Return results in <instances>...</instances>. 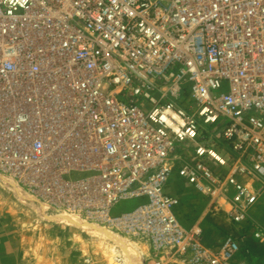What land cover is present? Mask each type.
<instances>
[{"label":"built area","instance_id":"2783aa9c","mask_svg":"<svg viewBox=\"0 0 264 264\" xmlns=\"http://www.w3.org/2000/svg\"><path fill=\"white\" fill-rule=\"evenodd\" d=\"M175 171L232 223L219 245L178 216ZM2 176L47 213L143 243L147 263L252 264L264 0H0Z\"/></svg>","mask_w":264,"mask_h":264},{"label":"rangeland","instance_id":"374dc122","mask_svg":"<svg viewBox=\"0 0 264 264\" xmlns=\"http://www.w3.org/2000/svg\"><path fill=\"white\" fill-rule=\"evenodd\" d=\"M225 90V89H224ZM221 138L220 132L216 134ZM178 171L170 178L166 192L179 197L178 216L186 225L199 223L212 244L219 245L234 227L224 213H213L207 208V200L192 185L178 177ZM84 173L74 172L67 178H81ZM33 201L24 203L17 193L0 179V264H128L118 247V258L106 256L101 243L116 245L107 237H92L81 227L69 225L62 216L42 212ZM146 202V198L121 200L111 209L112 216L131 211ZM260 220L264 216V198L255 209ZM60 217V219H57ZM141 264L149 255L143 243ZM249 249V252H248ZM140 251V249H139ZM243 256L252 264H264V244L243 245ZM116 260V261H115ZM115 262V263H114Z\"/></svg>","mask_w":264,"mask_h":264},{"label":"bare ground","instance_id":"6f19581e","mask_svg":"<svg viewBox=\"0 0 264 264\" xmlns=\"http://www.w3.org/2000/svg\"><path fill=\"white\" fill-rule=\"evenodd\" d=\"M1 180H3L7 185H9L20 197V199L26 203L27 200H35L34 197H32L29 194H26L22 189L18 187V185L13 182L12 180L1 177ZM42 212L47 216L46 210L44 207H41ZM57 219H60V217H57ZM61 220V219H60ZM62 220H65L66 223L69 225H74L77 227H81L85 232H87L92 237H107L111 241H114V244L112 246H108L105 243H101L100 245L103 246L105 249V254L111 259L118 258L119 255L118 247H121V253H124L123 255L128 260V264H141L142 259V250L138 244H136L134 241L127 240L126 238H123L116 233H113L112 231L108 230L107 228L97 225L95 223L83 221L80 219V217L73 215V214H63ZM140 249V251H139ZM116 261V260H115ZM115 263V262H114Z\"/></svg>","mask_w":264,"mask_h":264}]
</instances>
